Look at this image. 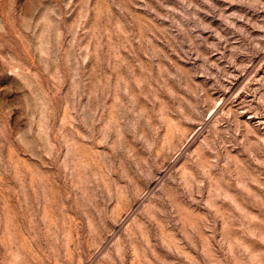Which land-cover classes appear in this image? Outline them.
<instances>
[{
  "label": "rangeland",
  "instance_id": "1",
  "mask_svg": "<svg viewBox=\"0 0 264 264\" xmlns=\"http://www.w3.org/2000/svg\"><path fill=\"white\" fill-rule=\"evenodd\" d=\"M0 264H264V0H0Z\"/></svg>",
  "mask_w": 264,
  "mask_h": 264
}]
</instances>
